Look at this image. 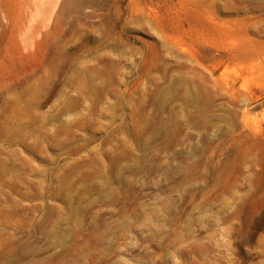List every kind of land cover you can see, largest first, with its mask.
<instances>
[{"label": "rangeland", "instance_id": "obj_1", "mask_svg": "<svg viewBox=\"0 0 264 264\" xmlns=\"http://www.w3.org/2000/svg\"><path fill=\"white\" fill-rule=\"evenodd\" d=\"M0 264H264V0H0Z\"/></svg>", "mask_w": 264, "mask_h": 264}, {"label": "bare ground", "instance_id": "obj_2", "mask_svg": "<svg viewBox=\"0 0 264 264\" xmlns=\"http://www.w3.org/2000/svg\"><path fill=\"white\" fill-rule=\"evenodd\" d=\"M81 196V195H80Z\"/></svg>", "mask_w": 264, "mask_h": 264}]
</instances>
